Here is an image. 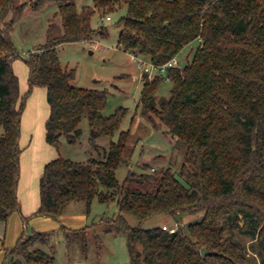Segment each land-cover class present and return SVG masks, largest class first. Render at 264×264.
<instances>
[{
    "label": "trees",
    "instance_id": "trees-1",
    "mask_svg": "<svg viewBox=\"0 0 264 264\" xmlns=\"http://www.w3.org/2000/svg\"><path fill=\"white\" fill-rule=\"evenodd\" d=\"M49 5L56 11L45 42L23 57L29 88L21 96L11 67L20 55L11 33L26 13ZM123 6L117 45L124 52L161 66L189 43L199 45L184 67L168 69L171 88L158 105L163 78L142 80L141 114L155 116L154 130L165 127L166 137L184 146L178 174L168 167L157 180L152 173L128 172L119 184L116 170L127 147L137 143L121 129L127 110L105 116L109 92L72 85L75 72L61 65L57 48L87 41L97 32L90 23L96 12ZM34 86L46 90L44 137L57 156L44 165L32 216L57 218L77 200L89 209L97 197L115 202L114 220L127 230L131 264H247L242 246L225 236L235 232L257 239L264 264V0H92L80 9L75 0H0V221L19 210L21 116ZM83 120L94 153L86 160L63 157V142L80 145ZM181 213L203 216L172 233L140 227L154 216ZM125 216L139 225L130 227ZM37 241L44 244V233H23L6 251L11 264H55Z\"/></svg>",
    "mask_w": 264,
    "mask_h": 264
},
{
    "label": "rangeland",
    "instance_id": "rangeland-1",
    "mask_svg": "<svg viewBox=\"0 0 264 264\" xmlns=\"http://www.w3.org/2000/svg\"><path fill=\"white\" fill-rule=\"evenodd\" d=\"M25 1L27 0H19L20 3ZM75 3L78 9L84 5L92 6V0H75ZM55 11V6L49 5L38 12H28L14 25L11 41L20 56L13 59L11 67L18 77L21 96L29 88L28 66L24 62L23 54L36 51L38 44L45 42L48 21ZM125 14V6L105 14L98 11L91 18V27L97 32L90 39L85 42L65 43L57 48L61 65L75 72L74 79L71 81L72 85L109 92L107 106L103 111L105 116L112 114L118 107L127 110L121 122V129L129 130L131 138L137 140V143L133 149L127 147L124 153L126 160L116 170V179L119 184L124 181L128 172L152 173L157 180L168 167L178 174L184 156V146L166 137L165 127H161L158 131L154 130L150 120L157 123L155 116L141 114L139 99L142 81L133 80L134 76L138 75L136 63L131 60L128 52H124L117 45L120 32L118 21ZM10 16L11 14H8L6 20ZM107 16L110 20L106 19ZM198 45V40H195L184 46L176 55L179 68L191 61ZM170 88V81L164 77L155 92L156 105L162 97L169 95ZM48 112L46 90L43 87L34 86L25 100L19 138L22 151L17 186L19 210L16 213L23 214L22 206L23 208L26 205L28 207L36 202V207L32 212L22 215L27 218L26 233H44V244L37 241L35 246L53 254L55 264H131L128 233L114 220L118 215L114 201L100 203L95 197L89 209L84 200L66 204L60 216L83 214L87 218L86 229L78 230V232H71L60 224L56 228L41 232L37 231L38 229L30 222L32 219H37L36 224L41 225L42 228L43 226L49 227V224L40 223L43 221L39 219L42 216H32L39 206V178L44 165L56 158V150L46 143L44 137V123ZM80 126L83 129L80 145L70 146L63 142L60 148L63 157L72 160H86L87 156H90L89 152L94 153L87 144V121L83 120ZM144 164H147L146 168L143 167ZM150 168H154V171L150 172ZM99 189L103 188L99 187ZM202 216V213L159 215L143 222L140 227L148 229L159 226L164 229L176 230L178 227L185 229L189 224L200 221ZM59 217L51 218V220L56 222ZM125 218L130 227L139 225L137 218L133 216H125ZM0 232H2V226H0ZM225 236L242 246L247 257V264H260L258 255L260 246L257 239L238 232L227 233ZM0 264H11L6 254Z\"/></svg>",
    "mask_w": 264,
    "mask_h": 264
},
{
    "label": "crops",
    "instance_id": "crops-1",
    "mask_svg": "<svg viewBox=\"0 0 264 264\" xmlns=\"http://www.w3.org/2000/svg\"><path fill=\"white\" fill-rule=\"evenodd\" d=\"M130 55L131 60L134 62L132 59V55ZM136 63V62H134ZM137 66V65H136ZM133 80L138 81L139 80V73L134 76ZM20 142V139H19ZM57 156V152L56 155ZM36 202L33 203V205L28 206L27 205L23 208L22 206V213L27 215L28 213L32 212L35 209ZM20 212L16 213L14 212L9 216V218L6 221H1L0 226H2V232H0V261L5 256V252L7 251L8 248L14 246L19 239V237L26 232V225L27 223L23 220V217ZM39 219L43 220L40 221V223L49 224V227L45 228V226L36 224L37 219H32L30 222L32 223L33 227L35 226L37 231L41 232H46L47 229L50 228H56L60 225H62L65 229L70 230L73 232L74 230H79L82 228H85L87 226V218L83 214H77V215H71V216H65L62 215L58 218V221L54 222V220H51V217H40ZM35 222V223H33ZM41 227V228H40ZM7 239V240H6ZM11 245V246H10Z\"/></svg>",
    "mask_w": 264,
    "mask_h": 264
},
{
    "label": "built area",
    "instance_id": "built-area-1",
    "mask_svg": "<svg viewBox=\"0 0 264 264\" xmlns=\"http://www.w3.org/2000/svg\"><path fill=\"white\" fill-rule=\"evenodd\" d=\"M106 19L110 20V17L107 16ZM23 55H24L23 57L28 56L27 53ZM132 59L134 60V62H136L138 73H139V79L141 81L145 77L147 80L151 81L156 76H161L162 78L165 77L167 80H169L167 77L168 69L172 67H179L178 62L176 61V58L171 59L170 61L166 62L165 64L161 66H156L152 64L150 61L142 59L140 57H136L134 55H132ZM166 230L169 231L170 233L175 231V229L173 228L166 229Z\"/></svg>",
    "mask_w": 264,
    "mask_h": 264
},
{
    "label": "water",
    "instance_id": "water-1",
    "mask_svg": "<svg viewBox=\"0 0 264 264\" xmlns=\"http://www.w3.org/2000/svg\"><path fill=\"white\" fill-rule=\"evenodd\" d=\"M201 255H202V256L207 255V250H206V249L201 250Z\"/></svg>",
    "mask_w": 264,
    "mask_h": 264
}]
</instances>
